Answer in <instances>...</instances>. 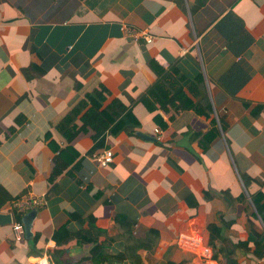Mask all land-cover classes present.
Masks as SVG:
<instances>
[{
    "label": "crops",
    "instance_id": "crops-1",
    "mask_svg": "<svg viewBox=\"0 0 264 264\" xmlns=\"http://www.w3.org/2000/svg\"><path fill=\"white\" fill-rule=\"evenodd\" d=\"M165 75L200 76L209 110L177 100L147 109L143 97ZM95 82L105 103L128 110L91 153L110 151L104 166L88 153L93 129L62 143L51 127ZM185 86L193 104L198 89ZM59 148L74 158L52 175ZM259 192L264 0H0V215L10 216L0 219V264H92L91 243L62 235L93 236L90 223L106 255L93 264H202L180 245L195 234L218 264H264L252 241L264 231L251 202ZM26 193L43 203L31 236L17 239L13 203ZM209 224L221 230L211 244Z\"/></svg>",
    "mask_w": 264,
    "mask_h": 264
},
{
    "label": "trees",
    "instance_id": "trees-1",
    "mask_svg": "<svg viewBox=\"0 0 264 264\" xmlns=\"http://www.w3.org/2000/svg\"><path fill=\"white\" fill-rule=\"evenodd\" d=\"M73 5L75 4L72 2V6ZM34 69H36V65L31 63L21 70L23 72H30ZM183 85H186L185 89L195 97L197 92H194L192 87L194 86L196 89H198V93L200 94L197 99L198 101L196 100L193 104L186 103L187 100L182 98V93L184 92L182 89ZM78 87L79 84L75 83L74 88L78 89ZM108 95L107 89L100 83L95 82L93 85H90L88 88H86L82 92V95L76 101H74L63 114L55 118L51 127L59 135L62 143H68L78 132L83 131L85 127H90L95 132L93 146L88 150V153L91 154L102 141L103 133L106 130L116 126L117 123L123 122L125 120V115L128 114V110H126V108L117 99H112L108 103H105ZM173 100H177L180 108H190L195 112H202V109L209 110V105L204 91V84L200 76H197L195 80L192 81L181 77L177 79H171V75H165L158 83L149 89L147 94L143 97L142 102L147 107V109L152 111L154 106L163 108L164 105L169 102H171L173 105ZM126 130H129V128ZM131 132L133 131H127L128 134ZM62 149L63 148H59L57 154L52 158V175L59 174L69 165L71 159L74 158L73 155L63 158L64 154L62 153ZM251 202L256 214L264 224V195L260 192L256 193L251 197ZM72 217L76 216L73 215ZM115 221L116 223H121L124 226L128 225L125 220L120 218H116ZM89 227L93 236L84 237L81 233L71 235L69 233L66 234L63 232V240L69 241L70 239H73L74 241L80 243H91L89 248L91 263H102L106 259V255H104L103 251L101 250V245L96 241L97 234L101 233V231L95 229L91 223L89 224ZM206 229L208 230L209 234V244L212 243L215 237L221 235V230L212 224L207 225ZM62 230L56 231L55 235L61 233ZM78 238L79 240H77ZM223 241L227 242V244H229L231 247H236L240 244L230 243L229 240L224 238ZM252 241L259 248V250L255 253V256L258 258L264 257V231L260 233L255 239H252ZM242 244L244 245V243ZM225 247L226 245H223L218 252L223 254ZM230 251H227L226 249L227 253L224 255L225 258L228 257V254L231 255ZM127 253H130L129 249H127ZM54 254L57 257H61L64 253L62 249H54ZM117 256L118 255H116V257ZM213 258H215L214 254Z\"/></svg>",
    "mask_w": 264,
    "mask_h": 264
},
{
    "label": "built area",
    "instance_id": "built-area-1",
    "mask_svg": "<svg viewBox=\"0 0 264 264\" xmlns=\"http://www.w3.org/2000/svg\"><path fill=\"white\" fill-rule=\"evenodd\" d=\"M123 34L125 36L135 37L141 32H136V30L124 26L122 28ZM143 38L146 42L150 41L148 35H143ZM156 132V129H155ZM111 152L105 151L102 153H93L91 154V159L95 161L99 166H104L110 160ZM43 203V196L41 195H31V194H23L19 199H17L13 203L14 213L15 216L11 221L12 232L15 238L23 239L24 231L23 225L21 222V217L28 211L35 209L36 207L40 206ZM181 246L185 247L189 251H192L196 255H198L201 260L202 264H218L216 260L213 258V254L210 250L201 243V237L197 234L192 235L188 238V241H185Z\"/></svg>",
    "mask_w": 264,
    "mask_h": 264
},
{
    "label": "water",
    "instance_id": "water-1",
    "mask_svg": "<svg viewBox=\"0 0 264 264\" xmlns=\"http://www.w3.org/2000/svg\"><path fill=\"white\" fill-rule=\"evenodd\" d=\"M139 136L143 137V135H141V134ZM34 216H35V210L32 209V210L28 211L27 213H25L21 217V222L23 225V231H24V238L25 239H28L31 236L29 229H30L31 221L34 218ZM0 219L1 220H10V216L6 215L5 217H3L0 215Z\"/></svg>",
    "mask_w": 264,
    "mask_h": 264
},
{
    "label": "clouds",
    "instance_id": "clouds-1",
    "mask_svg": "<svg viewBox=\"0 0 264 264\" xmlns=\"http://www.w3.org/2000/svg\"><path fill=\"white\" fill-rule=\"evenodd\" d=\"M27 213V212H26Z\"/></svg>",
    "mask_w": 264,
    "mask_h": 264
}]
</instances>
